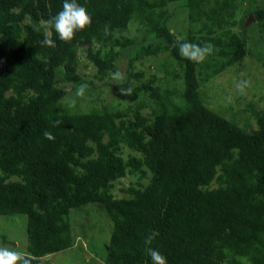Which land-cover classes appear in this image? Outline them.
I'll return each instance as SVG.
<instances>
[{"label": "trees", "instance_id": "trees-1", "mask_svg": "<svg viewBox=\"0 0 264 264\" xmlns=\"http://www.w3.org/2000/svg\"><path fill=\"white\" fill-rule=\"evenodd\" d=\"M63 2L0 0L1 242L18 224L21 251L45 264L43 257L73 246L72 213L82 215L83 237L91 235L96 205L111 229L90 264H152L149 247L167 264H264V110L247 104L245 115L230 92L215 89L218 101L208 95L210 80L248 53V12L237 17L243 0H76L92 23L69 42L45 23ZM176 8L185 11L183 28L172 24ZM250 12L260 32L264 5ZM131 24L138 40L122 33ZM45 36L55 48L42 44ZM185 42L214 51L197 63L180 55ZM80 49L99 80L118 71L119 51L127 50L119 85L134 89L127 105L61 103L80 84L87 94L97 87L77 70ZM159 55L162 73L140 79L133 61ZM231 92L240 102L243 93ZM55 120L63 123L53 127ZM123 147L133 154L125 157ZM127 174L135 183L115 196Z\"/></svg>", "mask_w": 264, "mask_h": 264}, {"label": "rangeland", "instance_id": "rangeland-1", "mask_svg": "<svg viewBox=\"0 0 264 264\" xmlns=\"http://www.w3.org/2000/svg\"><path fill=\"white\" fill-rule=\"evenodd\" d=\"M255 5H264V0H243L239 6L237 17H240V15L246 11L249 15V13H251L250 11ZM175 13V18L172 19V24L174 26L178 25L181 28L185 27L186 22L184 9L176 8ZM253 22L254 20L252 21L250 19L248 23L243 26V28L246 27V29L243 31L245 33L246 41H248V53L242 60L241 64L235 63L223 69L217 76L210 80L209 84L211 87L208 89V95L210 99L212 95L214 98H217L216 101H218L220 98L218 95L219 92H217V90H220L221 92L224 91L225 93L226 91L230 92L231 94L228 95L229 100L234 105V107H237L238 105L241 110H245L243 112L245 115H251V105H253V107H251L256 111L264 110V68L260 64V60H264V29L259 32L257 25L253 24ZM122 33L127 37L135 36L137 40L140 35L133 24L129 25ZM78 57L79 66L77 67V70L81 73L84 79L92 80V82L97 87L93 90L92 94L84 93L82 97H77L72 91H68L61 100L63 105L68 104L71 101L72 104H74L75 101L78 100L77 103L80 109L94 104L99 106L101 103L112 108H121L129 103L126 96L119 95L118 93L120 89L119 85H121L124 80H113L111 75L99 80L94 77L95 67L87 60L85 49H80L78 51ZM128 57V52L124 49L119 51L116 60L117 69L123 73L125 78L126 69L129 63ZM163 59L164 56L162 55H159L156 58H143L141 60L136 59L133 61V70L144 72V76L140 79H145L151 73L160 74L162 73L161 65ZM241 81H249L250 84L244 89L243 97L240 99V102L237 103L235 98L233 99L231 91L232 89H235L236 85ZM115 87L118 88L116 89ZM247 104L250 106H246ZM250 122L255 125L254 118H251ZM122 151V154L125 157L129 152L133 154V152L127 147H123ZM135 181V175H125L115 182L113 194L115 196H126V193L120 190V188L123 189L130 184H134ZM140 183L145 184L146 178L140 180ZM93 211L98 214H94L98 220V223L95 226L96 228L91 231V235L86 238L83 237L80 227V223L83 220L82 215H79V213H72L71 225L73 246L64 251L56 252L54 255L43 257L45 264H90L89 260L91 257L93 255L97 256L94 251L100 250L101 253L111 228L109 220L106 218V216H103L101 211H98V206L95 205L93 207ZM21 216L22 221L25 223V217L23 215ZM3 220L5 219L3 218ZM0 227L4 228L3 222L1 220ZM4 233L7 237V241L2 243L0 239V248H9V250L15 249L17 251L23 250L25 246V237L22 226H19L18 224L15 226L10 225V228L7 226V228L4 229ZM98 264H102V261L98 262Z\"/></svg>", "mask_w": 264, "mask_h": 264}, {"label": "clouds", "instance_id": "clouds-1", "mask_svg": "<svg viewBox=\"0 0 264 264\" xmlns=\"http://www.w3.org/2000/svg\"><path fill=\"white\" fill-rule=\"evenodd\" d=\"M45 23L55 29L60 40L69 42L74 38V35L77 31L83 30L91 25L92 18L86 7L78 4L76 0H64L62 11H60L56 16L48 19ZM244 25H246L245 22ZM105 32L107 34V27L105 28ZM42 44L50 48L56 47L55 41L52 40L49 36H45ZM213 51L214 46L211 43L199 45L191 42H185L179 45L180 55L188 60L197 63L204 61L207 56L213 53ZM110 75L112 79L116 81H123L125 79L123 73L120 71L110 73ZM249 84V81H241L237 84L236 87L238 91L243 93L244 89L248 87ZM87 88V84H80L77 88L76 96L82 97ZM119 91L122 96H132L134 93V89L132 87H121ZM62 123L63 121L61 120H55L52 126L58 127ZM43 135L48 140L55 139L52 133L47 130L44 131ZM157 235V232H151V234L147 237L145 243L151 244L152 240ZM147 253L151 257L152 264H167L166 257L159 251L149 247L147 249ZM0 264H31V259L22 251H17L15 249L9 250V248H0Z\"/></svg>", "mask_w": 264, "mask_h": 264}, {"label": "water", "instance_id": "water-1", "mask_svg": "<svg viewBox=\"0 0 264 264\" xmlns=\"http://www.w3.org/2000/svg\"><path fill=\"white\" fill-rule=\"evenodd\" d=\"M253 20L254 18H253V16H252V14H249V16L247 17V19H246V21H245V23H247L249 20Z\"/></svg>", "mask_w": 264, "mask_h": 264}]
</instances>
